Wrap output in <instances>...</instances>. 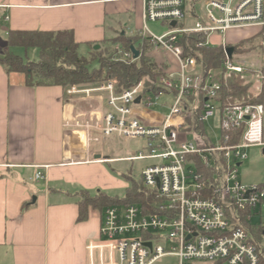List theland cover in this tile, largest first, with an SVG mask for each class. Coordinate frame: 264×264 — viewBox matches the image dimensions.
Wrapping results in <instances>:
<instances>
[{
  "label": "built area",
  "instance_id": "2783aa9c",
  "mask_svg": "<svg viewBox=\"0 0 264 264\" xmlns=\"http://www.w3.org/2000/svg\"><path fill=\"white\" fill-rule=\"evenodd\" d=\"M142 1L146 25L139 35L150 51L165 50L171 61L155 79L144 77L124 90L113 81L67 88L70 101H95L99 107L63 127L83 147L87 162L114 161L96 152L108 138L143 140L137 156L117 161H158L143 170L141 182L163 200L162 214H145L136 204L104 209L99 238L86 246L87 264H157L167 257L177 264H264V184L247 186L239 177L251 148L264 153V104L222 107L217 99L222 78L244 79L250 67L235 61V54L223 71H204L195 55H185L178 45L184 35H203L197 46L202 48L214 46V35L253 29L247 40L258 39L264 50V0ZM158 22L169 26L161 36L147 27ZM115 52L122 62L139 58L120 45ZM259 75L264 79L262 71ZM161 96L173 100L167 114L152 110ZM207 126L219 134L212 137ZM35 179L44 176L38 172Z\"/></svg>",
  "mask_w": 264,
  "mask_h": 264
},
{
  "label": "crops",
  "instance_id": "0c3cea01",
  "mask_svg": "<svg viewBox=\"0 0 264 264\" xmlns=\"http://www.w3.org/2000/svg\"><path fill=\"white\" fill-rule=\"evenodd\" d=\"M0 6V17L9 18L0 21V57L9 31H72L81 48L101 47L115 32L139 34L146 25L142 0H0ZM232 32L239 40L226 37L227 45L249 38ZM83 113L62 87L27 86L24 74L0 65V264H87L86 246L99 238L102 213L90 207L87 220L78 221V195L106 190L102 165L120 161H86L63 127ZM105 146L96 152L108 156ZM38 172L43 180H35Z\"/></svg>",
  "mask_w": 264,
  "mask_h": 264
},
{
  "label": "trees",
  "instance_id": "16d2710c",
  "mask_svg": "<svg viewBox=\"0 0 264 264\" xmlns=\"http://www.w3.org/2000/svg\"><path fill=\"white\" fill-rule=\"evenodd\" d=\"M201 34H189L180 38L178 45L183 48L185 55H195L204 71H223V65L227 60L228 45H214L198 48L204 41ZM104 44L111 45L94 50L93 44L89 56L79 54L81 44L76 42L72 31H9L7 36L8 49L0 57V65L9 73H22L26 76V85L36 86H59L66 90L69 87L89 85L102 81H113L119 90H124L136 85L144 77L155 79L166 68L164 64H157L148 55L150 43L139 34L127 36L119 35ZM103 44V45H104ZM120 45L124 51H129L132 46L141 49V56L134 61L122 62L115 56V46ZM255 45V46H254ZM236 47H248V49L260 48L255 39L244 40ZM234 47V54L238 48ZM12 48L37 49L39 57L37 61L23 59L11 52ZM98 63L97 68L92 64ZM222 89L217 99L221 106L246 102L249 104H264V90L259 96L254 97L251 93V84H245L243 80L235 76L221 79ZM155 94L158 89H153ZM128 179V178H127ZM79 216L78 221L88 218L89 208L98 209L101 213L104 209L112 206H125L136 204L141 206L145 214H162L159 207L163 200L155 194L149 193L143 187L141 180L132 181L124 198L111 197L107 193L98 191L91 194L82 191L78 195Z\"/></svg>",
  "mask_w": 264,
  "mask_h": 264
},
{
  "label": "rangeland",
  "instance_id": "374dc122",
  "mask_svg": "<svg viewBox=\"0 0 264 264\" xmlns=\"http://www.w3.org/2000/svg\"><path fill=\"white\" fill-rule=\"evenodd\" d=\"M198 9L200 14H202L201 4L198 5ZM192 23H193L192 21H189L190 25H192ZM149 28L156 36H161L169 30V26L167 24H162L160 22L149 23ZM240 33H246L247 36H251L252 34L255 33V30L253 29L240 30ZM234 34L235 33L230 31L229 33H227L226 36H221L218 34L214 35L211 39V41L213 42L212 45H221V44L227 45L226 43H222L223 39H225L226 37H227L226 39L229 41L239 40L238 38L232 39L233 38L232 36H234ZM119 35H121L119 32H115L113 35H110V38L108 40H111ZM255 43L258 44L259 40L255 39ZM238 44L228 45V46L234 48ZM108 46L109 45L104 44L101 47L107 48ZM92 50L90 47L83 46L79 49V54L87 58ZM11 51L15 55L22 57L23 59H28L30 61H37L39 57V53L37 49L25 50L23 48H16V49H12ZM235 54L236 55L233 57L235 61L246 62L250 67V72L245 76L244 79H242L240 76H238L237 78L243 80L245 84H251L250 93L254 97L259 96L264 90V79H260V75H259L260 71H262V73L264 74V50H262L261 48L250 50L248 49V47L245 48L239 47ZM148 55L154 62L160 65L167 64L171 60V58L166 54L165 50L162 49L158 51H150ZM97 67H98V63L92 64L93 69ZM156 102L157 105L154 106L152 110L159 112L161 114H167L169 106L173 104V100L167 96H161L156 100ZM77 103L80 105V108L84 110V112H88L98 107V104L95 101L93 102L79 101ZM262 103H264V99L262 100ZM208 126L206 127V131L209 134H211L212 137L214 135L219 134V131L217 129ZM144 143L145 142L143 140H132L129 142H125L116 137H111L108 138L106 141H104V145H106L105 147L109 157L119 156L123 158L133 155L137 156L142 150ZM157 163H158L157 160H137L133 162L121 161L110 165L109 164L102 165L104 170H106L107 174L110 176L109 177L107 174L101 173L102 178L101 176L99 177L100 179H102L103 184L106 187V190H104L103 188H97L92 192L95 193L98 191H103L111 197L122 199L127 196V189L131 186L132 181L139 182L141 180V174L143 170ZM239 177H240V181L247 186L264 184L263 148L256 147V148H251L249 150L248 160L239 169ZM157 264H177V260L173 257H167L159 261ZM196 264H211V263L201 262Z\"/></svg>",
  "mask_w": 264,
  "mask_h": 264
},
{
  "label": "water",
  "instance_id": "95a60500",
  "mask_svg": "<svg viewBox=\"0 0 264 264\" xmlns=\"http://www.w3.org/2000/svg\"><path fill=\"white\" fill-rule=\"evenodd\" d=\"M175 26H176V23L175 22L171 23V27L174 28ZM99 49H100V46L99 45H97V46L94 47V50H99ZM130 50L134 54L135 59H137L139 57V52L136 50V48L134 46H132ZM233 54H234V49L233 48H229L227 50L228 57L229 58H232ZM139 102H140V98L137 99L136 103L138 104ZM98 158H99V156H98ZM148 246L150 247V244H148Z\"/></svg>",
  "mask_w": 264,
  "mask_h": 264
}]
</instances>
